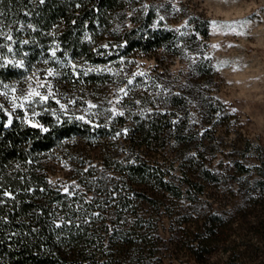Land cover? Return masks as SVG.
Masks as SVG:
<instances>
[{
  "label": "rangeland",
  "instance_id": "obj_1",
  "mask_svg": "<svg viewBox=\"0 0 264 264\" xmlns=\"http://www.w3.org/2000/svg\"><path fill=\"white\" fill-rule=\"evenodd\" d=\"M135 8L152 10L155 24L183 38L178 53L166 48L137 51L107 65L60 56L56 63L40 60L22 79L0 81L7 109L23 112L32 124L43 111L83 116L86 121L175 113L176 118L188 116L204 124L205 134H216L226 153L236 154L248 145L264 150V0H146ZM199 24L207 26V35L197 29ZM49 70L55 75L48 76ZM92 71L108 74L105 82L86 79ZM49 86L53 96L47 102L36 103L35 97L24 102L31 89L47 94ZM105 151L75 138L47 153L43 166L53 184L77 189L76 201L83 209L87 204L98 208L88 219L90 231L106 238L105 249L119 256V264L193 263L188 245L198 242L211 249L201 264H264V185L230 172L226 180L207 183L199 217L186 199L178 201L167 193L160 195V208L136 201L122 216L114 208L106 216L105 197L80 184L86 177L110 176L112 168L102 163ZM126 190L132 192L129 184ZM138 215L152 225L141 237L132 229Z\"/></svg>",
  "mask_w": 264,
  "mask_h": 264
},
{
  "label": "trees",
  "instance_id": "obj_2",
  "mask_svg": "<svg viewBox=\"0 0 264 264\" xmlns=\"http://www.w3.org/2000/svg\"><path fill=\"white\" fill-rule=\"evenodd\" d=\"M145 1L0 0V81L22 79L34 63H56V56L107 65L137 51L166 48L178 53L183 38L155 24L152 10L138 12L136 4ZM197 29L208 33L204 24ZM9 34L12 40L6 38ZM107 75L92 71L85 77L105 82ZM176 116L141 113L129 120L118 114L108 121H86L43 111L32 124L23 112H10L0 97V264H119V256L105 249L106 238L90 231L88 219L98 208L87 204L83 209L76 201V188L65 190L45 173V155L75 138L106 150L102 163L112 168L110 176L80 179L87 191L94 188L105 197L106 216L113 208L122 216L136 201L160 208L161 193L186 199L197 216L207 183L226 180L230 172L264 185L260 145L226 153L216 134H205L204 124ZM146 222L138 215L133 234L141 237L142 230L152 228ZM188 247L193 263L181 264H201L211 254L205 242Z\"/></svg>",
  "mask_w": 264,
  "mask_h": 264
},
{
  "label": "snow or ice",
  "instance_id": "obj_3",
  "mask_svg": "<svg viewBox=\"0 0 264 264\" xmlns=\"http://www.w3.org/2000/svg\"><path fill=\"white\" fill-rule=\"evenodd\" d=\"M40 2L43 3L44 0H40ZM6 38H7L8 40H12V37H11L10 34L7 35ZM25 43H27V41H25ZM8 51L11 52L12 49L9 47V48H8ZM53 55H55V52H53ZM18 66H22V61H21V62H18ZM53 75H55V73H54L52 70H49V71H48V76H53ZM129 83H131V81H129ZM44 86H45L44 84H41V85H40V87H44ZM4 87L7 88L8 86H7V85H4ZM13 91H14V89H13ZM120 91L124 92L123 89H121ZM124 94L127 95V92H124ZM51 96H53V93L51 92V88H50V86H49V90H48L47 94H41L40 91H38V90H36V89H31V90L27 93V95L23 97V100H24V102H28V103H30V102H32L33 98L35 97V98H38V99L35 101L36 103H45V102L48 101V99H49ZM14 99H15V98H14ZM56 102L59 103L58 100H57ZM117 102H118V101H117ZM13 106H14V107H16V106L23 107L24 105H23V103L20 104V105H15V103H14ZM61 107L64 108V105H61ZM89 107H91V108H95L96 105H94V104H89ZM121 114H122V113H121ZM78 119L83 120L84 117L81 116V117H78ZM6 195H7V193H6ZM57 226H59V225H57Z\"/></svg>",
  "mask_w": 264,
  "mask_h": 264
}]
</instances>
